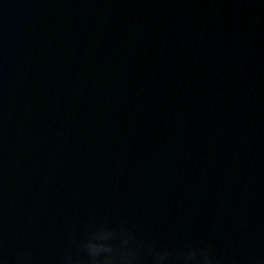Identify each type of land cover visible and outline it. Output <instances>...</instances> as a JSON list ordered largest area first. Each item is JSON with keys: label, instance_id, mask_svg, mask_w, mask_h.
<instances>
[{"label": "water", "instance_id": "1", "mask_svg": "<svg viewBox=\"0 0 264 264\" xmlns=\"http://www.w3.org/2000/svg\"><path fill=\"white\" fill-rule=\"evenodd\" d=\"M264 264V0H0V258Z\"/></svg>", "mask_w": 264, "mask_h": 264}, {"label": "clouds", "instance_id": "2", "mask_svg": "<svg viewBox=\"0 0 264 264\" xmlns=\"http://www.w3.org/2000/svg\"><path fill=\"white\" fill-rule=\"evenodd\" d=\"M141 241L125 226L115 229L97 226L86 233L80 241L84 259L70 264H138L137 255ZM150 264H216L214 257L205 247L187 245L178 253V259L170 260L167 249L146 247ZM0 264H5L0 258Z\"/></svg>", "mask_w": 264, "mask_h": 264}]
</instances>
